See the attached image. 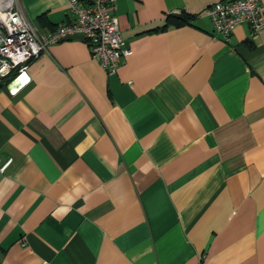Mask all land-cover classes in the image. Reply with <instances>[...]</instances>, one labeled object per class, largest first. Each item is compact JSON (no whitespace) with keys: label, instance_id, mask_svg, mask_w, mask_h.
I'll list each match as a JSON object with an SVG mask.
<instances>
[{"label":"crops","instance_id":"0c3cea01","mask_svg":"<svg viewBox=\"0 0 264 264\" xmlns=\"http://www.w3.org/2000/svg\"><path fill=\"white\" fill-rule=\"evenodd\" d=\"M217 1L115 0L114 74L76 34L3 80L0 264H264V29L224 42Z\"/></svg>","mask_w":264,"mask_h":264},{"label":"built area","instance_id":"2783aa9c","mask_svg":"<svg viewBox=\"0 0 264 264\" xmlns=\"http://www.w3.org/2000/svg\"><path fill=\"white\" fill-rule=\"evenodd\" d=\"M115 0H67L69 23L48 35H38L17 5V0H0V85L22 76L31 60L48 45L80 35L92 59L108 74H114L122 58L131 54L124 47L117 20L109 8ZM214 33L229 42L232 33L247 25L253 33L264 29V5L252 0H219L205 10ZM6 164L0 167L4 172Z\"/></svg>","mask_w":264,"mask_h":264},{"label":"trees","instance_id":"16d2710c","mask_svg":"<svg viewBox=\"0 0 264 264\" xmlns=\"http://www.w3.org/2000/svg\"><path fill=\"white\" fill-rule=\"evenodd\" d=\"M170 17H172V18H170ZM170 17H168L167 20H168V21H169V20L174 21V23H176V24L180 23L179 20H183V21H185L182 17H179V20L176 19V17H174L173 15H171Z\"/></svg>","mask_w":264,"mask_h":264}]
</instances>
